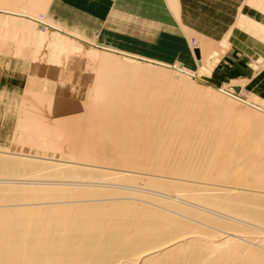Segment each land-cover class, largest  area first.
Wrapping results in <instances>:
<instances>
[{"label": "bare ground", "instance_id": "obj_1", "mask_svg": "<svg viewBox=\"0 0 264 264\" xmlns=\"http://www.w3.org/2000/svg\"><path fill=\"white\" fill-rule=\"evenodd\" d=\"M167 1H170L172 4L169 3V6H172V8L175 7L177 11L179 10V5H176V1L179 0ZM58 3L59 0H0V6L21 4L19 7L25 9L30 14L32 13L33 16L38 11H42V19H47V21L49 20L51 23L53 22L60 27V23L63 22L62 17L67 15L63 12L64 9L58 5ZM173 3H175V5H173ZM232 3H237L238 7L235 12L231 9ZM54 5L59 6L60 10L57 11V7L54 8ZM217 6L218 16L215 18L203 19L206 17L204 11H200V15L187 13V16L191 19L192 23L202 24V27L209 28L214 27L215 24H220L219 18L221 16L223 17L233 13L232 16L235 15L236 17L234 19L235 22L238 21L237 23H242V20H245V26L248 24V27H253V30L256 26L258 27L256 29H260L261 31L264 30V11L259 10L263 12V15H261L257 12L258 10L256 11L255 8H251L255 6L257 8L261 7L263 8L262 10H264V0H218ZM55 14L58 15V19L55 17V19L53 18V15L56 16ZM147 23L149 22H146V24ZM159 27H161V25ZM185 30L187 29L185 28ZM71 31L77 34L83 32L77 30L76 27ZM33 32L40 36L38 37L40 40L33 41L32 43L33 49L35 48L34 53L32 51L33 54L31 58L35 66L33 69L34 72H47L51 77L54 71H66L63 70L66 69V60L57 53L52 56L51 46L53 44L51 41H46L44 34L36 31V29ZM197 37H199L198 43H191L190 46L188 45L190 53L193 56H195V54L196 57L201 55L205 60L208 58L207 61L209 62L211 61L209 59L211 54H213V56H211L212 58L214 56L217 57L220 52L222 53L219 48L221 44L225 43L224 37H226V35L221 38L222 40H213L204 34H198ZM36 38L37 37H35V39ZM196 44L199 47H197L198 50H194L195 48L193 49L192 47L194 45L196 47ZM45 45H47V48H45ZM58 45L57 43L53 45L57 47L54 51L61 52L59 49L64 48ZM40 50L43 52V54H41L43 58H47L48 60L47 63L46 60H44L45 67L43 68H41L43 65L37 63L41 58H38L36 52ZM101 55L103 54H94L95 62L89 69L87 85L75 88L72 86L70 87V90L74 92L72 96L28 89L26 93H24L25 96L23 95V101L21 100L24 104L21 106V110H18L20 112L17 114L18 119H16V121L19 119L25 121L24 118H26V116L28 117L31 115V117H35L39 112H41L42 115L45 114L43 118H41L42 116H40V118L38 117L41 119L40 122L44 121L46 119L45 117L48 116L53 118L52 121H50L52 122V124L50 123L52 126H48V123H46L47 121H45L42 126L44 125L45 127V124H47L48 131L50 130L49 134L51 133L52 135L47 136L55 137L56 140H54L55 138H51V141H48L49 139L47 140L46 136H43L44 133L42 134V138L47 141L44 142V139L38 138L43 141L34 144L37 145V147L41 145L43 150L47 147H59L64 153L67 152L66 155H68V160L70 161L61 160V164L59 165L64 166V168L70 165L68 166L70 171H66L69 176H71L70 173L73 172V170H81V167L77 165L78 162L74 163L72 160H85V162L92 161L93 163L96 161L97 163L116 165L120 168L127 167L146 171L144 174H147V171L152 174H165L166 177L164 178L167 179L169 178L168 175L174 177L178 174L176 175L178 179L179 177L180 179L181 177L200 180L212 179V181L214 179L216 182L226 183V181L229 180H245V178L251 176L253 177V181H257L258 186H264L263 116L252 113V111L250 112V109H245L247 110L245 112L241 107L242 110H240V108H238L239 105L237 106L234 104L237 106L235 107L233 102L231 103L230 101L229 103L227 100L225 101V98L223 99L220 95L206 89H195L192 87L193 84L190 86L188 82L186 83L184 81V78L182 79L175 76L173 73L170 74L166 71L156 70L149 66H137L133 63L135 66L131 67V62L129 66L123 62L128 68L122 65V67H119L123 68L124 66L123 70L120 69L119 71L118 67L116 71L113 69L115 72L112 70L114 73L112 71L110 72V63L116 64V62H109V57L106 59L104 56V59ZM112 68L114 67H111V69ZM79 91H81V96L76 95ZM20 105H22V103ZM39 119L37 120L39 121ZM46 120L49 121L50 119L47 118ZM23 123L24 122H22V124ZM36 123L37 125L39 124L38 122ZM15 127L17 128V126ZM21 127L23 128V126ZM38 127H41V123L36 127V131L38 130L39 132L40 130L37 129ZM26 128L28 129L29 127ZM26 136H29L30 139L33 137L32 134H27ZM38 136L41 135L38 134ZM29 137L27 140H29ZM14 138L11 142L18 144ZM57 138H59V140ZM35 139L36 138H34V141ZM17 141L20 142L21 140ZM24 141H26L25 137ZM31 141L33 140L31 139ZM21 145H25V143ZM51 150L53 151V149ZM47 151H50V149ZM4 153L5 152H0V154H2L0 155V174H7L11 170L18 171L21 169V164L23 163H21L22 158L26 155L24 156L21 153L10 156L8 153V156H10L8 157L4 155ZM48 160L52 161L53 159L49 157L47 161ZM56 161L55 158V162ZM31 162H33V160H31ZM29 165L32 168V163ZM35 165L36 164H34V166ZM82 165H86L87 167L89 164L87 165L84 163ZM25 168L30 169L27 163ZM71 169L73 170L71 171ZM126 169H120L121 173L125 174V172H129ZM22 170L23 172L26 171H24V169ZM28 171L27 173L29 175L30 173ZM83 171L84 170H82L81 173H83ZM89 171L91 170L89 169ZM18 173L20 172H15V174ZM74 173L77 177H82L80 176L82 174L79 172ZM253 174L254 176H252ZM149 175L145 177L151 178V175ZM73 176L74 178L76 177L75 175ZM255 177L258 180H256ZM167 179L163 180L167 181ZM163 180L160 181L163 182ZM253 181L250 182L251 185ZM247 182L249 184L248 180ZM167 184L168 183H166V185ZM172 184L169 185L172 186ZM177 185L176 187H179L183 184ZM252 187L254 188V186ZM29 189L30 188H28V190ZM8 190H10V193L4 191L3 194H0L1 200L8 202L22 199L23 201L29 200L30 202V200L33 201L35 199L36 201L43 200V202H46L43 197L48 198V196L51 197L53 195L51 191L48 193L44 191V194L43 191H31V189L29 191L26 189V191L24 189V191H21L19 188L20 191L18 192H13L16 190H12L11 192L10 188ZM245 190L247 189L227 188L225 190L227 195H224L229 198H227L228 200L226 199L227 201H221V199H217V197L208 199V202L203 201L207 204L210 203L209 205L235 211V213L240 216L244 215L247 218L264 222V201L261 200L260 197H257L260 199L257 200L253 197L247 198V196H243V192L246 194L247 191H250L247 190L245 192ZM52 192L54 193V191ZM222 192H224V190ZM71 193L73 194V192H70L69 197L72 195ZM74 194L76 199L77 196H88L85 192L77 191ZM71 197H73V195ZM47 198L45 200H47ZM47 203L44 204L46 205ZM44 204H41V206ZM75 204L73 203L74 206L71 204L57 207L58 205L56 204L57 206L55 207L53 205H47L43 207L40 206L41 208L26 207V209L13 210L10 208L12 210L10 212L0 211V264H121L118 261L120 258L130 260L129 263L124 264H183L178 257H174L196 254L199 252V249L209 254L217 252L223 245L226 246L227 242L233 240L231 237L232 240L229 241L226 239V243L224 240L220 241L218 237L217 240H207L199 236V234L197 235L195 232H186L187 236L183 235L184 237L180 240L178 239V241H173V243L165 246L163 241H165L166 244V240L170 237L172 238L173 235L177 233L181 234L182 229L183 232L189 230V227H187L186 224L184 225L183 222V224L177 223V218L176 220L173 219V222L172 218H169L170 214L168 215L169 217H166L167 215L165 214L164 217H161L163 214L160 215L158 213L157 215L155 213L153 215L150 209L142 208L131 203H123L124 205L118 203L116 205L113 204L114 206L108 201L105 203L98 202L84 205ZM256 207L258 211L260 209L262 211H257L255 213L254 209ZM43 215H56L62 217L67 223H63V221L48 222L49 217L46 219H39ZM175 222L181 228L179 231L175 228L177 227ZM62 225L66 226V228L61 229L60 227ZM185 226L188 229H186ZM173 227L175 229H173ZM181 236L182 235H180V237ZM259 240L261 239L259 238ZM202 246L209 248H204ZM231 246L233 248V245ZM228 247L230 248V246ZM237 248L219 252L221 257L220 264H250V262L257 259L260 255L258 253L250 254L252 251L249 249L248 251H242L244 248L241 247L238 248H241V250L238 251Z\"/></svg>", "mask_w": 264, "mask_h": 264}, {"label": "rangeland", "instance_id": "obj_2", "mask_svg": "<svg viewBox=\"0 0 264 264\" xmlns=\"http://www.w3.org/2000/svg\"><path fill=\"white\" fill-rule=\"evenodd\" d=\"M19 6H21V4H14L12 6H4V5L0 6V113L1 112L2 113L3 112L12 113L13 115L15 114V116L17 117L18 112H20L18 110H21L22 108L21 106H23L24 104L22 102L23 101L22 99H24V96H25L24 93H26V90L28 89H32V90L36 89V90H40L46 93H57V94H62V95L64 94L66 96H72L74 92L73 90L72 91L70 90L71 86L75 88V87H80V86L82 87V86L87 85L88 72H89L90 67H92L93 63L95 62L94 54L96 53V54H103L101 55L103 56L102 58H104V56L106 59L109 57L108 59L109 62L111 61H113V63L116 62V64H111L112 62L110 63V72L113 69L115 71L118 69L119 71L120 69L123 70L124 66L127 67V65L129 66L131 63H132L131 67L135 66L133 64L135 63L137 66L138 65L149 66L150 68H155L156 70L158 69L160 71H166L170 74L173 73L175 76H178L182 79L184 78V81L186 83L188 82L190 86H192L193 84L192 87L195 89L197 88V89L209 90L217 95H220V97H222L223 99L225 98L224 99L225 101L227 100L229 103L231 101V103L233 102V105L234 104H236L237 106L239 105L238 108H240V110L243 109V111L246 112L247 110L250 109L249 110L250 112L252 111V113L259 114L264 117V89L259 88L260 81L264 82V41H263L264 40V30L261 31L260 29H256L258 28L257 26L256 28L254 27L255 29L253 30V27H251L250 25H249L250 27H248V24H246L247 26H245V23H246L245 20H242L243 21L242 23L241 22L237 23L238 22L237 21L232 25L230 33L229 34L227 33L226 37H224L226 39V40L224 39L225 43L223 42L224 44H221V47L219 49H221L222 51V53L221 52L220 53L223 54L224 51L229 46V43H228L229 40L227 41V38L232 40L235 38V36H238V40L240 41V44L244 47L245 52L249 55L248 58L251 63L253 72H255L256 75L257 74L260 75V77L257 78L255 81H249L246 79L234 78V77H229L226 80H218V79H214L213 77H209L208 76L209 72L206 68L213 65L221 57L220 53L217 55L218 58L216 56L211 58L213 54L210 55L209 53L210 55L209 59L211 60L209 62L207 61L208 58H206L205 60L204 57H202L201 55H199V58L195 57L194 59L197 58L196 62L198 63V66L195 61L193 62L192 66L190 65L188 66L178 59H175L169 62V61H160V60H156V59L148 58L144 56H138V55L131 54L129 52H124L121 50H117L115 48H111L101 43L98 40L97 31H95L92 28V25H90L91 24V22H89L90 20L84 17L78 16V15H75L74 13H71V12L69 13L65 11V9L63 12L67 16L62 17L63 22L60 23V27H59L55 25L53 22L52 24L49 20L47 21V19H42L43 18L42 11H38L33 16L32 13L31 14L28 13L25 9H22ZM54 8H56L57 11L60 10L59 6L54 5ZM56 16L53 15V18L55 17L56 19H58L59 18L58 15ZM75 27L77 30L83 31L85 34L83 32H80L79 34H77L71 31L75 29ZM35 29L36 31H39L41 34H44L46 41L48 42L51 41L53 45L57 43L59 44L58 46L63 47L64 49L66 48L65 52L63 53L64 49H59L61 50V52H58V51H54L57 48L56 46H53V45L51 46L52 56H54V54L57 53L58 55L60 54L61 57L66 60V64H67L65 66L66 69H63L66 71H61V72L60 70H57L54 72L52 71L53 75H51V77L49 76L47 72L46 73L34 72L33 69L35 66L32 63L31 58H32V54L35 51V48L33 49L32 43L33 41L35 42L37 40H40L38 39V37L40 36L36 35L33 32ZM179 29H180V26H179ZM81 34L83 37L81 36ZM185 34H186L187 43L189 44V46L191 45V43L193 44L198 43V40H199V37H197L198 34H196L195 32H187V31L185 32ZM35 37L37 38L35 39ZM192 47L193 49L195 48L194 50H196L198 46L196 44V47L195 45ZM45 48H47V45H45ZM36 53L38 55V58H41V60L37 63L40 65H43L41 68L45 67L44 60H46V63H47L48 62L47 58H43V55H41L43 54V52L41 50ZM258 54L260 56H258ZM114 59L115 60L117 59V60L115 61ZM123 62L126 63L127 65H125ZM122 65H124L123 68H120L122 67ZM111 67H114V68L111 69ZM80 93L81 91L76 93V95L81 96ZM20 102L22 103V105H20L21 104ZM40 113L41 112L38 113L39 115L38 114L35 115V117L33 116L31 117V115L28 117L26 116L27 119L24 118L25 121L22 119L21 120L19 119L15 122H12L13 124H15L16 122L18 123V124L17 123L15 124V126H17L18 129L14 127L15 129L13 128L14 130L12 132L13 135L10 138L8 137L5 138V139L8 138V141L10 144L5 143L3 146H0V152H5L4 155L8 156V153L10 154V156L14 154H21V153L24 156L26 155L24 158H22L21 163L23 162L22 164L24 165L21 164L22 166L21 169H19L18 171L11 170L7 174L6 173L0 174V182H1L0 183V194H3L4 191L10 193V190H8L9 188L11 189V192L12 190H16L13 192H18L20 190L22 191L23 189L24 190L26 189L27 191L31 189V191L38 190V191H43V192L46 191L47 193L51 191V193L53 194L52 195L53 197L51 196L52 197L51 198L48 196V198L46 197L47 200H45L46 198L43 197L44 201L46 202H43V200L36 201L35 199L33 201L30 200V202L29 200L23 201L22 199L12 200L13 202L12 201L6 202L5 200L4 201L1 200L0 198V211L10 212L13 209H24V208L26 209V207L27 208H38L41 206V204L47 203L48 201H49L48 203H50V201L51 203L50 204L47 203L46 205L44 204L41 207L47 206V205L48 206L53 205L54 207L58 205L57 207H59L61 205L63 206V205H71V204L72 206H74L73 203L75 204V202H76L75 205H78V204L84 205V204L98 203V202L105 203L107 201L111 205L113 204L116 205L118 203L122 205L127 204V203L136 204L137 206H140L142 208L150 209L153 215L154 213L156 215L158 213L160 215L163 214L161 217H164V214H165L167 215L166 217L170 216L169 218H172V221L173 219L176 220L177 218L176 220L177 223L183 222L184 225L186 224L187 227H189V230L184 231L185 234L186 232H195L197 235L199 234V236L204 237V239L217 240L219 238L220 241L224 240L225 243H226V239L229 241L233 239L231 242L226 243L228 246H230V248L227 245L226 246L223 245V247H221V249L218 250L217 252H213L209 254L205 252L204 250L199 249V252L196 254H187L185 256L174 257V258L178 257L182 261L183 264H220L221 257H220L219 252L227 251L228 248H229L228 250L230 249L234 250L238 246L241 248H244L242 251L244 250L248 251V249L251 250L252 252L249 251L250 254L251 253L260 254L259 257L257 259H254L252 262H250V264H258V263L264 264V222L257 220V219L247 218L244 215L240 216L239 214L235 213V211L224 209V208H219L213 205H209L210 203L209 204L206 203L208 202V199L210 198L212 199L213 197L214 198L217 197V199L220 198L221 201L222 200L225 201L228 198L227 196H224V195H227L225 190L227 188H233V187L234 188H245L247 190H250V191L245 190V192L247 191L246 192L247 195L244 194V192L242 191L243 192L242 195L247 196V198L253 197L257 200L261 199L264 201V186L262 187L258 186L257 181L256 182L253 181L252 179L253 177L249 176L245 178L246 183L244 179L229 180V181H226V183L225 182L219 183V182H216L214 179L213 181L212 179L211 180H202V179L200 180L196 178H187V177L185 178L183 175L182 176L184 178L181 177L180 179L179 177L178 179V177L176 176L178 174L175 175L176 177L175 176L172 177L168 175V177L170 178V179L168 178L169 179L168 180L167 178H164L166 177L165 174H160V173L152 174L151 172L150 174L147 171V174L151 175V178H148V177H145L148 175L144 174L146 173V171H141L138 169L127 168V167L120 168L119 166H116V165L114 166L112 164L109 165L105 163H99V162L97 163L96 161L93 163L92 161L85 162V160H82V161L72 160V162L74 163L78 162L77 165L78 167H81L80 168L81 170L74 171L73 169H71V171L73 170V172L71 173L79 172L80 174H82V175L79 174L82 177H79V176L77 177L75 173L74 174L70 173L71 176H69L67 174L68 172L67 170H69L68 166L70 165H67V167L65 168L64 166L59 165L61 164V160L67 161L69 159L68 155H66L67 152L64 153V151L62 149L60 150L59 147L57 146H56L57 148L47 147L48 149L45 147L46 149L43 150V147L41 145L37 147V145L34 144V143H39V141L42 142L43 140H39V139H44L42 138L43 136L44 137L46 136V139L47 140L49 139L48 141H51V138H53V137L47 136V135L52 136L51 133L49 134L50 130L48 131V126L52 124V122L50 121H52L53 118H50L48 115H46L48 117H45V118L46 119L48 118L50 120L48 121L45 119L44 121L40 122L41 120L39 119L40 116H42L41 118L45 116V114L42 115L41 113L40 115ZM37 119H39V121ZM32 121H36L39 124L41 123V127H40L41 129L39 127L37 129L40 130L39 132H43V131L45 132L39 133L38 130L36 131V127L39 126V124L37 125L36 122H32ZM45 121H47L46 123H48V126H46L47 124H45V127H44V125L42 126V124H44ZM22 122L26 124L24 123L22 124ZM58 122H61V121H58ZM18 125L23 126V128ZM26 127H29V128L27 129ZM44 129H47V130H44ZM33 131L36 135L33 133ZM27 134H30V135L32 134L33 137L31 136L32 137L31 139L33 141H31L29 136H26ZM38 134H40L41 136H38ZM42 134L44 135L42 136ZM24 137L26 141H24ZM28 137H29V140H27ZM13 138L14 140H16L18 144H14L11 142L13 141ZM34 138H36L35 141H34ZM57 139L59 140V138ZM17 140H21V141L19 142ZM47 140L44 139V142ZM54 140H56V138ZM24 143L25 145H21ZM49 149L50 151H47ZM51 149H53V151L55 152H53ZM34 156L36 157L38 156V157L36 158ZM49 157L50 159H53V160L47 161ZM55 158L57 160L56 162H55ZM31 160H33V162H31ZM34 160H37V161H34ZM27 161L32 163L33 165L32 168L34 167L33 169L29 165L30 163ZM26 163L30 167V169L25 168ZM81 163L82 164L85 163L89 165L86 167V165L83 166ZM34 164L36 165L34 166ZM77 165H74V166H77ZM60 168L61 169L63 168L65 171L62 169V173H61ZM22 169L26 171L23 172ZM89 169L91 171H89ZM120 169L121 170L126 169L129 172L127 173L125 172V174L127 175L123 173L124 174L123 176ZM82 170H84L83 173H81ZM27 171L30 173L29 175ZM15 172H20V173L15 174ZM85 173L86 174L90 173V174L86 175ZM73 175H75L77 178L76 177L74 178ZM252 176H254V174ZM173 178H176L177 180ZM163 179L164 180L167 179V181L169 182L164 181ZM160 180H163V182ZM247 180L249 181V184ZM256 180L258 179L256 178ZM252 181L253 183L251 185L250 182ZM165 182L168 184L166 185ZM169 184L170 185L172 184V186H170ZM175 184L176 185L178 184L177 186L181 184L183 185L176 187ZM168 185L170 186V190H169ZM252 186H254V188ZM18 187L20 188V190ZM28 188L30 189L28 190ZM43 189H46V190H43ZM221 190L222 191L224 190V192H222ZM52 191H54L55 195ZM77 191L85 192L88 194V196L87 195L81 196V197L77 196V199H76L74 193H76ZM70 192H73V194L71 193L73 197H71L72 195H70L69 197ZM257 197H260V199H258ZM203 200L206 202H204ZM57 202L60 204H58ZM257 209H258L257 207L254 209L255 213L258 211ZM17 211H23V210H17ZM259 211H262V210L260 209ZM17 214H22V213H17ZM47 217H49L48 222L63 221V223H67L63 220L62 217H58L56 215H50V216L43 215L39 219H46ZM174 227L173 229L176 228L177 231L181 229L178 225H177L178 228L177 227L174 228ZM187 227L186 229H188ZM60 228L64 229L66 228V226L62 225ZM184 232H183V229H182L181 234L176 232L177 234L173 235L172 238L170 237L168 240H166L167 242L166 244H165V241H163L164 245L165 246L167 244L169 245L173 243V241L174 242L176 240L178 241V239L180 240L184 236H187V234L185 235ZM179 234L182 236L180 237ZM259 238L261 240H259ZM159 244H162V243H159ZM231 245H233V248ZM224 246L228 248H225ZM202 247L209 248L205 246H202ZM238 248L237 250L240 251L241 248L240 249ZM118 261L121 264L130 262V260L124 259V258H120V260Z\"/></svg>", "mask_w": 264, "mask_h": 264}, {"label": "crops", "instance_id": "obj_3", "mask_svg": "<svg viewBox=\"0 0 264 264\" xmlns=\"http://www.w3.org/2000/svg\"><path fill=\"white\" fill-rule=\"evenodd\" d=\"M176 2V5H179L178 11L175 7L169 6L170 1L167 0H59V5L69 13L90 20V25L97 31L98 40L111 48L160 61L171 62L178 59L192 66L197 58L194 59L196 54L193 56L190 53L185 32L204 34L213 40H219L230 33L231 25L235 23L236 17L232 16L233 13L221 16L220 24L204 28L202 24L192 23L187 13L197 15L200 11H204L206 17L203 19L215 18L218 16V0ZM237 7V3L231 4L234 12ZM251 8H255L259 14L263 15L261 12L264 11L263 8L255 6ZM146 22L149 23L146 24ZM227 41L228 48L213 65L207 68L208 76L218 80L234 77L255 81L259 78L260 75L253 72L249 55L240 44L238 36L232 40L227 38ZM196 64L198 66L197 62ZM259 88L264 89L263 81H260ZM16 119L15 114L0 113V146L9 143L8 138L13 135L15 127L12 122ZM6 137L8 138L5 139Z\"/></svg>", "mask_w": 264, "mask_h": 264}]
</instances>
